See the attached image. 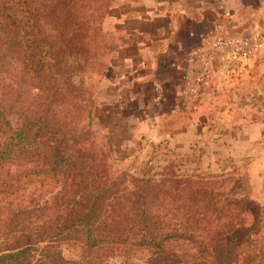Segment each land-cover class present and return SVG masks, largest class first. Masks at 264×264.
<instances>
[{"label": "trees", "instance_id": "obj_1", "mask_svg": "<svg viewBox=\"0 0 264 264\" xmlns=\"http://www.w3.org/2000/svg\"><path fill=\"white\" fill-rule=\"evenodd\" d=\"M106 5L96 4L87 14L80 0H0V81L5 65L16 68L20 63L24 34L31 53L40 45L39 41L35 44V29L43 32L45 53L55 49L64 53L70 48L81 55L77 63L83 57L93 69L95 65L104 69L100 57H104L105 43L100 32ZM38 18H44L45 26L57 24L55 41L49 37L50 30L36 28ZM72 22L73 30H69ZM90 25L87 48L84 33ZM22 136L18 132L13 136L16 140L0 149V191L7 198L28 197L10 219L8 236L16 226L22 232L18 236L13 232L9 238L6 254L0 257L6 264H33L31 255L38 249L37 264H114L115 254L146 247L156 255L145 264H264V236L257 237L264 222L260 230H253L257 220L253 199L246 197L241 207L239 201L223 197L215 182L183 177L171 168L159 172L158 179L148 174L141 178L129 172L116 174L105 152H96L87 143L88 137L83 150L78 147L70 152L61 143L57 148L48 146L44 153L49 167L43 172L55 177L59 188L29 200L30 194L25 193L30 191L29 182L24 177L37 171L4 169L13 153L20 157L41 152ZM68 241L81 245L79 259L63 255L60 245ZM172 241L192 243L195 251L179 254L176 248L168 249Z\"/></svg>", "mask_w": 264, "mask_h": 264}, {"label": "rangeland", "instance_id": "obj_2", "mask_svg": "<svg viewBox=\"0 0 264 264\" xmlns=\"http://www.w3.org/2000/svg\"><path fill=\"white\" fill-rule=\"evenodd\" d=\"M80 1L86 5L84 10L87 14L92 12L96 4H107L100 32L105 43L102 51L104 57L100 58L105 67L99 69L95 65L93 69L83 57L81 60L79 58L78 64L76 57L81 55L70 48L64 53L56 52L57 49L45 53L47 48L41 45L43 32L36 29L33 36H38L35 44L40 42V45H36L34 53H31L29 37L24 34L20 63L16 68L5 65L0 81V149L5 143L16 140L13 136H18L20 132L26 144L36 143L35 146L40 147L41 152L36 155L26 153L20 157L17 152L13 153L4 162V169L36 170L24 177L29 182L30 190L25 193L30 194L29 200L47 196L59 188L55 182L57 179L43 172L49 167L44 153L48 146L57 148L61 143L66 144L70 152L78 147L83 150L88 137L87 143L92 144L96 152H105L106 161L116 174L129 172L140 178L148 174L158 179L159 172L171 168L183 177H199L204 181L215 182L214 186L223 191V197L239 201L241 207L240 203L246 197L253 199L257 208L253 230H260L264 222V140L262 144L233 145L229 139L238 132L226 131L227 120L223 114L230 105L236 106V110L245 108L249 114L257 110L264 111V72L241 89L248 96L244 106L239 102H228L229 91L224 87L217 96L209 95V99H216V102L203 103L201 118L189 120L183 119L182 115L171 119L135 118L133 116L141 117L144 113L137 110L139 104L133 103V96L125 95L128 85L121 76L117 78L119 73L115 69L118 59L117 53H114L119 47L120 37L115 30L119 20V0ZM56 20L51 19L53 22ZM44 23V18H38L36 28L50 30L49 37L55 41L59 30L57 24L45 26ZM54 26L55 30L52 29ZM72 26L73 22L69 24V30H73ZM87 28L84 41L88 48L92 25ZM236 94L240 96L242 92L237 91ZM91 105L92 123L88 126ZM239 122L237 120L235 124ZM182 129L188 132L175 134L174 131L183 132ZM189 130L194 133H189ZM254 169L260 170L258 175L262 180L253 177ZM23 198H7L0 191V257L6 254L5 248L12 233L18 236L22 232L16 226L8 236L10 219L14 213H18L17 205ZM262 235L264 225L257 236L259 240ZM167 247L176 248L179 254L195 251L189 242L172 241ZM60 250L68 259H79L81 245L63 242ZM38 251H33L31 255L33 264H37L34 261L40 257ZM155 255L152 248H131L115 254L111 261L114 264H126L124 261L128 264H145ZM6 263L7 260L0 258V264Z\"/></svg>", "mask_w": 264, "mask_h": 264}, {"label": "crops", "instance_id": "obj_3", "mask_svg": "<svg viewBox=\"0 0 264 264\" xmlns=\"http://www.w3.org/2000/svg\"><path fill=\"white\" fill-rule=\"evenodd\" d=\"M118 9L117 78L125 80V95L133 96L137 110L144 113L133 117L154 120L182 115L195 120L202 117L203 103L216 102L209 95L217 96L224 87L228 102L245 105L248 96L241 89L264 72V41L256 54L240 64L230 63L228 49H212L220 36L264 34V0H119ZM205 68L210 78L197 82ZM237 91L242 94L237 96ZM230 106L223 114L226 131L238 134L233 133L229 142L262 144L264 111L249 114L245 108ZM184 131L188 132H174ZM259 173L254 169L252 175L262 180Z\"/></svg>", "mask_w": 264, "mask_h": 264}, {"label": "built area", "instance_id": "obj_4", "mask_svg": "<svg viewBox=\"0 0 264 264\" xmlns=\"http://www.w3.org/2000/svg\"><path fill=\"white\" fill-rule=\"evenodd\" d=\"M263 41L264 34L262 32L232 37L220 36L215 40L212 52L218 47L226 48L229 50L230 63L240 64L250 56L256 54L261 48ZM207 78H210V72L205 68L200 70L196 80L197 82H201Z\"/></svg>", "mask_w": 264, "mask_h": 264}]
</instances>
